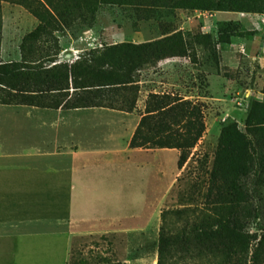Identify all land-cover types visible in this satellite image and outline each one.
I'll list each match as a JSON object with an SVG mask.
<instances>
[{"label":"rangeland","instance_id":"rangeland-1","mask_svg":"<svg viewBox=\"0 0 264 264\" xmlns=\"http://www.w3.org/2000/svg\"><path fill=\"white\" fill-rule=\"evenodd\" d=\"M47 1L56 7L64 3ZM197 1L204 8H170L163 0H128V4L121 6L106 5L93 18L79 20L58 34L61 52L57 63L79 64L91 75L109 71L130 75L131 84H99L88 89L89 96L103 103V107L52 108L48 104L55 98L50 97L43 99L41 106L21 104L17 96L0 103V165L66 164L69 160L63 153L84 146L76 134L89 138L95 132L92 143L97 142L98 146L114 130L108 126L110 122L133 129L145 114L151 94L191 101L200 108L201 137L186 154L180 169L178 150L160 153L155 196L152 199L149 194L145 212L139 218L115 224H35L21 228L67 232L71 242L69 264H156L161 228L181 234L190 229L193 220L216 223L214 207H221L225 216L236 209L225 188L220 185L219 189L210 180L209 172L222 126L236 122L243 130L251 101L264 103V13L210 11L206 5L214 0ZM232 1L246 6L254 0ZM44 6L47 7L45 2ZM37 24L38 18L23 5L0 0L2 62L19 61V43ZM97 56L101 58L95 59ZM77 93L80 91L70 87L64 101ZM116 115L127 120L122 123L118 117L112 118ZM84 117L96 124L102 120L98 124L103 127L91 129L90 122H81ZM106 119L112 121L106 123ZM124 211H135V201L132 206L126 205ZM19 228L4 226L0 232ZM248 229L259 234L256 222L250 223Z\"/></svg>","mask_w":264,"mask_h":264},{"label":"trees","instance_id":"trees-1","mask_svg":"<svg viewBox=\"0 0 264 264\" xmlns=\"http://www.w3.org/2000/svg\"><path fill=\"white\" fill-rule=\"evenodd\" d=\"M7 1L23 5L38 18V24L22 37L19 61L0 60L1 104L3 99L17 96L21 104L28 106H41L43 99L50 97L55 98L48 104L52 108L103 107V103L89 96V88L132 83L129 74L109 71L91 75L79 64L57 63L61 52L59 33L79 20L93 18L102 6H121L128 4V0H63L61 7L52 6L47 0ZM163 1L170 8H204L197 0ZM256 1L244 6L232 0H214L206 9L264 13V0ZM43 86L49 87V91L41 89ZM70 87L80 93L64 101ZM199 118L198 104L151 94L130 147L176 149L180 152V169L203 132ZM144 129L147 131L143 133ZM209 177L219 189L225 188L230 203L236 205L235 211L225 216L221 207H214L216 223L193 220L190 229L181 234L161 228L156 264H264V103L251 101L243 130L236 122L222 126ZM161 219L164 220L162 214ZM252 222H256L257 235L249 232Z\"/></svg>","mask_w":264,"mask_h":264},{"label":"crops","instance_id":"crops-1","mask_svg":"<svg viewBox=\"0 0 264 264\" xmlns=\"http://www.w3.org/2000/svg\"><path fill=\"white\" fill-rule=\"evenodd\" d=\"M118 118L122 123L127 120L123 115ZM109 119L104 121H112ZM84 120L91 123V119L84 117L81 122ZM98 123L93 121L90 128L103 127ZM109 124L114 130L102 145L92 143L94 131L89 138L76 134L87 148L79 146L63 153L69 160L66 164L0 165V227H20L0 232V264H69L71 242L67 232L22 227L115 224L144 214L149 194L152 199L155 196L157 159L169 149L131 148L138 124L133 129L126 124ZM137 171L140 175L134 173ZM134 201L135 211H124Z\"/></svg>","mask_w":264,"mask_h":264}]
</instances>
